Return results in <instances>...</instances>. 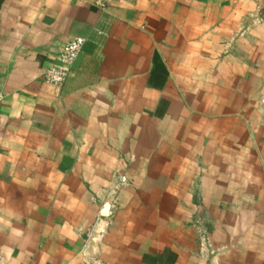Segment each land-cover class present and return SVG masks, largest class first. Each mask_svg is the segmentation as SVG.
Segmentation results:
<instances>
[{
  "label": "crops",
  "instance_id": "0c3cea01",
  "mask_svg": "<svg viewBox=\"0 0 264 264\" xmlns=\"http://www.w3.org/2000/svg\"><path fill=\"white\" fill-rule=\"evenodd\" d=\"M107 1L0 0V264H264V0Z\"/></svg>",
  "mask_w": 264,
  "mask_h": 264
},
{
  "label": "built area",
  "instance_id": "2783aa9c",
  "mask_svg": "<svg viewBox=\"0 0 264 264\" xmlns=\"http://www.w3.org/2000/svg\"><path fill=\"white\" fill-rule=\"evenodd\" d=\"M107 2V0H96V4L100 8H106ZM85 41L84 37L71 39L58 56V62L45 70L43 74L44 80L59 87L63 86L73 72V66L82 52ZM116 204H114V207ZM100 222L103 225L108 224V220L102 217Z\"/></svg>",
  "mask_w": 264,
  "mask_h": 264
},
{
  "label": "water",
  "instance_id": "95a60500",
  "mask_svg": "<svg viewBox=\"0 0 264 264\" xmlns=\"http://www.w3.org/2000/svg\"><path fill=\"white\" fill-rule=\"evenodd\" d=\"M111 202H109V207L111 206L110 204ZM103 216H109V213H108V205L104 208V211H103ZM100 239H101V235H100V229L97 228L95 231H94V234L91 238V244H90V252L88 253V255L91 257V258H95L98 254V251H99V242H100Z\"/></svg>",
  "mask_w": 264,
  "mask_h": 264
}]
</instances>
